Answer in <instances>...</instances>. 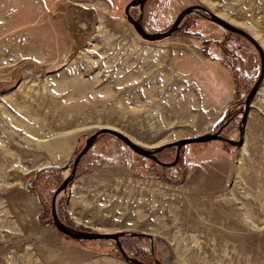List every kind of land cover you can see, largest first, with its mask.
<instances>
[{"label":"rangeland","instance_id":"rangeland-1","mask_svg":"<svg viewBox=\"0 0 264 264\" xmlns=\"http://www.w3.org/2000/svg\"><path fill=\"white\" fill-rule=\"evenodd\" d=\"M131 1L0 0V264H130L114 240H74L53 224L54 193L100 130L155 149L209 133L227 111L215 131L240 139L258 50L205 13L146 40L125 15ZM195 5L264 50V0H148L142 25L167 31ZM157 157L173 162L176 147ZM56 209L73 228L124 232L146 264H264V79L241 146L186 145L165 167L101 134Z\"/></svg>","mask_w":264,"mask_h":264},{"label":"water","instance_id":"water-1","mask_svg":"<svg viewBox=\"0 0 264 264\" xmlns=\"http://www.w3.org/2000/svg\"><path fill=\"white\" fill-rule=\"evenodd\" d=\"M148 0H132L131 2L128 3V5L125 8V15L128 19V21L135 27L137 32L146 40L149 41H159L164 38L173 36L175 32L179 29L181 23L183 20L190 14L197 13V12H203L207 15H209V18L215 22L216 24L220 25L223 27L225 30L228 32L236 33L238 35H241L248 39L253 46L258 50L259 55H260V60H261V69H260V74L257 82L253 86L252 90L247 96L246 102H245V111L243 113V119H242V124L240 127V139L238 141H234L228 138H225L221 132L223 128L218 129L215 131L216 127L224 120L225 116L227 115V111L223 113V115L213 124V128L209 133H205L199 136L195 137H188V138H183L179 139L173 142H168L166 144H163L161 146L156 147L155 149H146L139 144L134 143L131 139H129L127 136L123 135L122 133L112 130V129H102L99 132L93 134L88 140L86 141V144L82 151L78 154V156L73 160V167L69 164L65 166H60V165H50V167H56L61 171H66L68 169H72L71 173L67 176H65L63 183L59 186V188L55 191L53 199H52V207H51V212H52V217H53V224L55 227L58 229V231L62 234H65L69 237H71L74 240H114L116 242V245L118 249L120 250L124 260L130 264H146L143 261L139 260L138 258L131 257L128 255V253L125 251L123 248L120 238L125 235L124 232H117V233H101V232H94V231H87V230H80L73 228L71 226L66 225L58 216V212L56 209V203H57V198L58 196L65 191L69 184L72 182L74 175L76 173V169L78 167V164L80 160L88 153V151L93 147V145L96 142V139L98 138L99 135L101 134H112L122 140L127 146H129L134 152L137 154L149 158L150 160L156 162L157 164L165 167H173L175 166L181 156V150L183 147L186 145L190 144H201V143H208L211 141H223L226 143H229L233 146H241L244 140V127H245V122L248 117L249 109L252 100L256 96L258 89L260 87V84L262 83L264 79V50L260 46V44L256 41V39L248 34L246 31L230 24L226 20L222 19L221 17L217 16L216 14L210 12L207 8L201 5H195V6H190L188 8H185L180 12V14L177 16L176 20L172 24V26L167 30L163 32H157V33H150L146 31L144 26L142 25L141 18L144 12V5ZM140 6L141 10V16L140 19L136 20L134 17L130 14V8L132 6ZM170 147H176V157L175 160L171 163H166L158 159L157 155L158 153L162 152L164 149L170 148ZM131 236L133 237H146L148 238L151 243L154 241V237L152 235L146 234V233H132Z\"/></svg>","mask_w":264,"mask_h":264},{"label":"flooded vegetation","instance_id":"flooded-vegetation-1","mask_svg":"<svg viewBox=\"0 0 264 264\" xmlns=\"http://www.w3.org/2000/svg\"><path fill=\"white\" fill-rule=\"evenodd\" d=\"M134 7H139V9H140V6H139V5H138V6H132V7L130 8V11H131V9L134 8ZM140 11H141V10H140ZM193 14H195V13H193ZM196 14H199V15L205 16L203 12H200V13L197 12ZM219 126L221 127V125H219Z\"/></svg>","mask_w":264,"mask_h":264},{"label":"bare ground","instance_id":"bare-ground-1","mask_svg":"<svg viewBox=\"0 0 264 264\" xmlns=\"http://www.w3.org/2000/svg\"><path fill=\"white\" fill-rule=\"evenodd\" d=\"M98 78V77H97ZM99 80V79H98ZM74 81H72L71 83H73Z\"/></svg>","mask_w":264,"mask_h":264}]
</instances>
